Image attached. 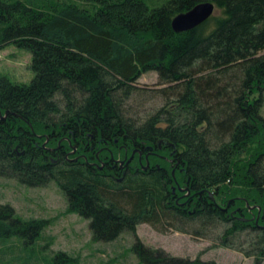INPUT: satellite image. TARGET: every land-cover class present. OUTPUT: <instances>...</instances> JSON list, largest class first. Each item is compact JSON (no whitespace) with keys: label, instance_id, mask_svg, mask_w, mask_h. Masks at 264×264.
Instances as JSON below:
<instances>
[{"label":"trees","instance_id":"16d2710c","mask_svg":"<svg viewBox=\"0 0 264 264\" xmlns=\"http://www.w3.org/2000/svg\"><path fill=\"white\" fill-rule=\"evenodd\" d=\"M202 1L167 0L151 7L145 0H0V49L15 44L29 50L35 73L22 84L0 75V112L9 111L6 120L0 118V169L85 191L92 202L110 203L127 220L171 225L187 213L173 198L168 160L151 158L162 169L145 170L135 162L127 170H100L89 164L94 150L77 160L67 156L70 141L80 144L82 154L92 134L97 140L120 133L146 143L165 138L180 151L182 178L214 195L205 212L230 223L229 232L259 227L262 243L264 0H211L219 15L175 31L173 17ZM151 70L168 85L157 91L168 103L136 125L121 102ZM44 134L50 147L63 135L67 139L50 153L43 148ZM233 197L241 206L236 217L214 203ZM33 225L14 227L0 217V240L16 234L26 242ZM50 264L77 263L57 253Z\"/></svg>","mask_w":264,"mask_h":264},{"label":"rangeland","instance_id":"374dc122","mask_svg":"<svg viewBox=\"0 0 264 264\" xmlns=\"http://www.w3.org/2000/svg\"><path fill=\"white\" fill-rule=\"evenodd\" d=\"M145 1L158 7L167 0ZM220 13L216 8L214 14ZM31 63L27 49L15 44L0 49V75L15 84L31 82ZM133 84L137 89L129 97L116 94L123 97L126 118L141 125L167 105L168 96L157 91L168 85L160 83L154 70L142 73ZM90 198L50 178L33 180L0 169V217L23 229L34 222L26 242L16 234L1 238L0 264H50L57 253L77 264H264L259 227L229 232L230 223L206 212L155 227L127 220L110 203Z\"/></svg>","mask_w":264,"mask_h":264},{"label":"flooded vegetation","instance_id":"af4514ba","mask_svg":"<svg viewBox=\"0 0 264 264\" xmlns=\"http://www.w3.org/2000/svg\"><path fill=\"white\" fill-rule=\"evenodd\" d=\"M211 1V0H206ZM204 2V1H202ZM213 2V1H211ZM201 3V2H200ZM214 3V2H213ZM199 4V3H198ZM197 5V4H196ZM215 5V9L216 4ZM193 8V7H192ZM215 10L212 15H215ZM211 15V16H212ZM210 16V17H211ZM173 27V26H172ZM197 27V26H196ZM194 27V28H196ZM193 28V29H194ZM192 30V29H190ZM157 72V71H156ZM158 73V72H157ZM3 115L0 112V118L3 119ZM7 118V117H6ZM43 134H36V136H42ZM49 134H44L46 137V141L43 143V148L46 151L55 152L56 149L60 148L62 146V142L67 139L66 136H61L58 139V145L56 147H50L47 145V142H49L50 137ZM103 138L99 139H93V134L88 138V141L84 142V153L77 154L79 152V143L72 144L70 141V145H72L73 149L67 153V156L72 154H75L74 157L71 158V160H77L79 156L85 157L88 152L95 151V157L91 156V160L89 161V164L93 166V168H99L102 169H111V168H120V169H129L132 164L135 162H138L140 164V168L148 169L152 165H156L158 169H162V166L160 163H154L152 164V157H158L163 160H168L171 163V175H172V195L175 199V202L177 204V209L180 211L187 213L186 219L190 218V216H194V214L199 212H205L209 209L210 205V199L215 200V197L213 194H208L206 196V189L203 188L202 190H195L192 186L189 179L186 181L181 176V169L180 168V151L177 147V145L173 142H169L165 140V138H160L158 141H151L150 143L137 141L133 138L127 139L128 135L126 134H115V137L102 135ZM102 140V142H101ZM100 142L102 146L100 145ZM108 144L115 145L113 148H110ZM119 150L118 157L115 156L116 151ZM44 153V160L48 162L49 155L48 152ZM106 151L107 154H104L103 152ZM124 153V157H120L121 154ZM154 160V159H153ZM87 161V160H86ZM168 172V170L166 169ZM179 171V175H178ZM108 177H111L108 175ZM238 198V197H236ZM236 198H229L228 202L222 201V202H214L218 207H220L224 211H229L230 215L233 217H236L238 213L241 211V206H238ZM248 205V204H247ZM249 208H253V206H250ZM260 208V212H261ZM239 216V215H238ZM237 216V217H238ZM253 218H251L252 220ZM259 219V218H258ZM257 219V221H258Z\"/></svg>","mask_w":264,"mask_h":264},{"label":"water","instance_id":"95a60500","mask_svg":"<svg viewBox=\"0 0 264 264\" xmlns=\"http://www.w3.org/2000/svg\"><path fill=\"white\" fill-rule=\"evenodd\" d=\"M215 5L211 1H204L193 8L178 13L172 19L173 29L177 32L193 29L194 27L205 22L214 12ZM9 111H6L3 115V119H6Z\"/></svg>","mask_w":264,"mask_h":264}]
</instances>
